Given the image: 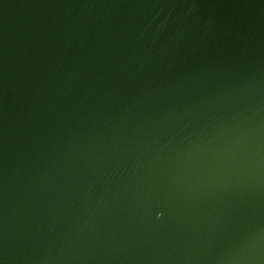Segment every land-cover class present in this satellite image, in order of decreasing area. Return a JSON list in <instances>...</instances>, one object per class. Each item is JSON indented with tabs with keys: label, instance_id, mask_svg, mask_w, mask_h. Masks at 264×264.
I'll return each instance as SVG.
<instances>
[{
	"label": "water",
	"instance_id": "obj_1",
	"mask_svg": "<svg viewBox=\"0 0 264 264\" xmlns=\"http://www.w3.org/2000/svg\"><path fill=\"white\" fill-rule=\"evenodd\" d=\"M0 264H264V0H0Z\"/></svg>",
	"mask_w": 264,
	"mask_h": 264
}]
</instances>
